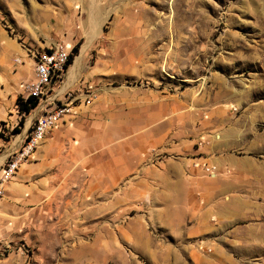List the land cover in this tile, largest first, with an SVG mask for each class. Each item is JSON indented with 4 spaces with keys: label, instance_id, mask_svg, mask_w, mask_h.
<instances>
[{
    "label": "rangeland",
    "instance_id": "1",
    "mask_svg": "<svg viewBox=\"0 0 264 264\" xmlns=\"http://www.w3.org/2000/svg\"><path fill=\"white\" fill-rule=\"evenodd\" d=\"M93 7L102 13L92 24ZM59 44L78 52L48 96L76 100L38 149L52 144L45 161L26 172L27 199L7 187L0 198V264H264V247H228L217 218L220 231L170 232L159 185L144 173L193 158L218 166L223 182L230 171L219 160L264 161V0H0V172L46 104L18 109L34 79L27 49ZM146 133L182 134L194 154L147 143ZM193 206L202 212L200 192Z\"/></svg>",
    "mask_w": 264,
    "mask_h": 264
},
{
    "label": "crops",
    "instance_id": "2",
    "mask_svg": "<svg viewBox=\"0 0 264 264\" xmlns=\"http://www.w3.org/2000/svg\"><path fill=\"white\" fill-rule=\"evenodd\" d=\"M29 62L32 64L31 61ZM21 67L23 69L24 66ZM75 78L76 76L67 79L68 82H73ZM10 92L12 91L10 90ZM11 99L12 102H15L16 96H12ZM6 114L5 110L0 122L4 120ZM58 125L49 132L57 128ZM57 134L53 133V136H57ZM144 138L147 143L164 145V149L171 152L188 149L191 150V154H194V140L188 137L184 138L179 133L170 138H154L151 133H146ZM51 147L52 144L48 145V149H43V147L40 150L37 149L31 158L33 163L29 162L30 164L23 167L22 171L17 172L18 175L16 174L14 177L16 178L15 182L7 186L8 191L15 192L23 199L26 198L25 195L28 193L29 187L25 183L22 184V181L28 177L26 172L29 169L32 173L36 172L37 168L45 161V152L50 151ZM196 161L193 158L168 159L158 164L144 165V173L149 171L151 181L159 185L156 197L165 202L161 207V212H164L167 218L162 225L167 227L170 232L172 231L174 235L187 232L188 236L209 233L214 228L219 230L222 226L225 233L222 240L227 242L228 247H264V161L240 159L234 156L227 157L226 161L219 160L220 168H227L230 171L223 182L204 175L201 168L194 167ZM47 162L49 165L53 161L48 158ZM35 189L36 187H32L31 192H35ZM197 192H200L205 205L199 214L194 213L196 208L193 206ZM213 193H216L214 198ZM35 198L40 199V196H33V199ZM185 213L188 215L187 220L183 215ZM210 217L217 218L221 225L214 227L210 223ZM186 222L187 231L184 228ZM239 222L244 223L245 227L237 229L236 226Z\"/></svg>",
    "mask_w": 264,
    "mask_h": 264
},
{
    "label": "built area",
    "instance_id": "3",
    "mask_svg": "<svg viewBox=\"0 0 264 264\" xmlns=\"http://www.w3.org/2000/svg\"><path fill=\"white\" fill-rule=\"evenodd\" d=\"M27 55L34 68V79L26 85V99L45 96L46 104L45 107H39V114L34 118L17 148L7 156L1 167L0 198L4 196L7 185L16 176L21 166L31 161L47 133L71 114L73 103L76 100L70 91H67L63 99L58 100L57 103L56 101L51 102V96H48L58 84L62 83L67 74L65 64H69V49L59 44L44 49H27ZM95 98L97 96L91 94L85 100L90 102ZM198 166L194 164L195 168ZM203 170L210 177H217L219 173L217 166L205 164Z\"/></svg>",
    "mask_w": 264,
    "mask_h": 264
},
{
    "label": "bare ground",
    "instance_id": "4",
    "mask_svg": "<svg viewBox=\"0 0 264 264\" xmlns=\"http://www.w3.org/2000/svg\"><path fill=\"white\" fill-rule=\"evenodd\" d=\"M94 8V7H93ZM91 11V10H90ZM90 13V12H89ZM102 13V9H97V8H94V9H92V11H91V13H90V15H89V17L91 18L90 20H91V23L93 24V21L95 20V21H97V16H99L100 14ZM89 17H88V19H89ZM90 20H87V21H90ZM87 21H86V23H87ZM94 21V22H95ZM90 23V24H91ZM89 24V25H90ZM87 26H88V24H87ZM91 26V25H90ZM89 26V27H90ZM86 28V27H85ZM93 29V28H92ZM90 31H92V30H90ZM89 38V37H88ZM88 48H89V45L88 44H86V45H84V47L81 49V52H80V55L77 57V59L75 60V62L73 63V65H72V67H71V69H70V71H69V77H72V76H75V75H77V73H78V71L80 70V68H81V63H82V60H83V58L85 57V55H86V53H87V51H88ZM67 70V64H65V71ZM38 97H40L41 98V100H43L44 98H45V96H38ZM20 139L21 138H18V142H17V140L15 141V143H16V145L15 146H17V144L19 143V141H20Z\"/></svg>",
    "mask_w": 264,
    "mask_h": 264
},
{
    "label": "trees",
    "instance_id": "5",
    "mask_svg": "<svg viewBox=\"0 0 264 264\" xmlns=\"http://www.w3.org/2000/svg\"><path fill=\"white\" fill-rule=\"evenodd\" d=\"M77 52H78V46L73 48V53H72V55H70L69 64H67V71H68V68H69L70 64L72 63V60H73V58ZM39 100L41 102L40 97H37V98L30 97L26 100L25 99L22 100L21 98H18V100H17L18 109L21 113L30 114L32 112V110L37 107ZM15 132L18 133L20 131L18 128H15Z\"/></svg>",
    "mask_w": 264,
    "mask_h": 264
}]
</instances>
